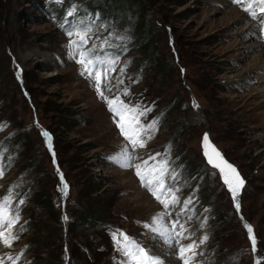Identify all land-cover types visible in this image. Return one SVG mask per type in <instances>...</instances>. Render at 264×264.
Segmentation results:
<instances>
[{
  "label": "rangeland",
  "instance_id": "rangeland-1",
  "mask_svg": "<svg viewBox=\"0 0 264 264\" xmlns=\"http://www.w3.org/2000/svg\"><path fill=\"white\" fill-rule=\"evenodd\" d=\"M89 1L0 0V196L12 187L11 203L19 208L18 239L11 247L0 241V258L4 264H11L7 256H20L16 264L39 258L69 264L77 255L81 264H120L111 229L123 230L160 256L155 249L162 241L152 244L155 234L144 225L163 206L141 186L134 168L110 159L128 142L94 82L80 74L78 57L70 54L69 40L89 29L82 47L96 45L95 52L114 61L99 91L130 107L150 108L140 118L144 125L158 120L145 147L133 150L128 144L129 151L135 163L156 153H161L157 161L168 160L165 178L179 189L180 203L168 209L166 223L179 212L187 229L181 243L199 245L194 264H264V128L252 127L248 111L263 98L257 85L237 78L260 66L254 45L264 42V32L258 21L233 0H119L113 18L102 14L113 13V0L104 10L84 5ZM231 8L237 12L227 13ZM43 131L51 136V150ZM20 132L21 143L4 144ZM204 132L244 180L239 212L218 169L202 154ZM38 193L57 210L60 242L30 243L34 229L26 230V224L53 225L36 204ZM82 206L101 209L104 227L79 226L70 237L66 229ZM241 218L254 230L255 253Z\"/></svg>",
  "mask_w": 264,
  "mask_h": 264
},
{
  "label": "snow or ice",
  "instance_id": "snow-or-ice-1",
  "mask_svg": "<svg viewBox=\"0 0 264 264\" xmlns=\"http://www.w3.org/2000/svg\"><path fill=\"white\" fill-rule=\"evenodd\" d=\"M233 2L242 4L243 10L258 21L261 32H264V0H233ZM68 15H72V12H69ZM88 30L89 29H85L83 32H76L75 35L78 39L69 40L68 46L72 49L70 54L74 57H78L76 62L81 65L80 74L87 76L90 81H93L99 95L106 100L108 109L113 113V119L117 123V127L125 141L131 145L133 150L143 148L145 147L146 141L152 138L151 133L157 128L158 120L153 119L147 125H144L140 122V118L146 116L147 113L151 111L150 108L141 110L140 105L130 107L128 104L120 101L119 97H117L116 101H113L104 96L103 92L99 91L101 80L103 77H107L109 69L112 68L114 61L105 59L104 56L95 52L96 45H93L92 49H85L82 47V45L87 44ZM67 34L70 37L74 35L71 30H69ZM109 35L111 36L113 34L110 33ZM118 38L123 39V37ZM103 46L104 45H100L101 48ZM120 71L123 72L124 69L121 68ZM127 91L128 90L125 89L124 94H127ZM193 106L198 107V104L194 101ZM116 117L120 119L117 121ZM41 134L46 139L47 147L51 150L52 144L50 134L47 131H43ZM128 144L122 146L120 151L110 157V159L120 167L134 168L135 175L139 178L141 186L146 188L164 209V211L153 215L150 222L146 223L144 227L155 234L153 239H158L168 246L169 255L175 257V259L179 261V264H194L196 257L199 255L197 252L199 245L196 242L187 243L186 245L181 243L183 239H187L184 235L187 229L185 228V224L180 222V214L177 213L176 217L170 220V223H166V218L171 216L168 209L180 203L177 194L179 189L173 188L165 178L166 174L169 172L168 160L161 159L157 161V157L160 156L161 153H156L155 155H150L148 159L143 160L142 163H135L134 161L137 158L129 151ZM202 148L203 155L208 163L220 170L221 175L224 177V183L228 186V190L231 193L234 206L237 212H239L240 204L238 196L240 189L244 186V180L240 177L237 169L224 160L219 150L211 144L207 133L203 134ZM209 149H211V153L214 154L221 163H216V161L213 160ZM10 159L11 158H9V161ZM150 161H155V163L150 165ZM53 163H55L54 153ZM221 164H223V167H221ZM225 168L231 172L234 183L225 175ZM3 172L4 169L0 166V176L3 175ZM177 177L178 173L173 171L171 173L172 180L175 181ZM60 180L65 190L64 194L67 195L66 190L68 185L64 181L63 174H60ZM12 193L13 188L9 187L6 193L0 196V241L7 247H11L12 242L18 239L14 228L19 221V208L18 206L15 208L12 206ZM23 203V200L19 201V204ZM189 203H191L190 199L185 200V207ZM183 210L184 209H181V211ZM65 219H67V217H65ZM201 227H203V224ZM243 227L248 233V240L251 243L253 253L257 252V240L253 228L247 223H244ZM110 236L116 251L120 253L122 257L120 264H165V261L154 253L152 249L147 248L136 238L128 236L123 230L111 229ZM207 239L208 237L205 234L200 239L199 244H204ZM7 259L11 261V264H16L20 256H16L15 258L7 256ZM0 264H4L2 258H0ZM255 264H261V262L256 260Z\"/></svg>",
  "mask_w": 264,
  "mask_h": 264
},
{
  "label": "trees",
  "instance_id": "trees-1",
  "mask_svg": "<svg viewBox=\"0 0 264 264\" xmlns=\"http://www.w3.org/2000/svg\"><path fill=\"white\" fill-rule=\"evenodd\" d=\"M114 5L112 7V12H103L102 14L105 15L107 18L108 16L110 18L114 17V14L120 12L118 10L117 6L119 5V0H113ZM111 3V0H92L89 2H86L84 5L88 6L89 8H96L104 10L106 7H108ZM117 5V6H116ZM117 7V8H116ZM152 52L148 50L147 52V58L148 60H152ZM25 139V136L22 132L18 133L16 137L8 138L4 141L5 145L13 144L16 140L18 143H21ZM29 162H32V159H29ZM89 187H92V185H88L85 190L89 191ZM36 204L44 207V209L47 211V213L50 215L51 220L53 222V225L48 226H36L33 222H29L25 225L26 230L34 229L32 234L30 235V243H38L41 245H49L51 243L60 242L61 236H60V230H61V222L57 218V210L55 209V206L53 205V202L51 199L48 198V196L44 194L37 195ZM87 193L82 196L86 197ZM96 213V214H95ZM31 220V215L29 216V221ZM103 222V215L101 212V209H95L94 206L91 207H85L82 206V208L76 210V214L74 216V220L71 222L69 227L66 229V234L70 237L73 235L71 233H76L79 226H85L87 228H96L101 229L104 227ZM40 262H35L34 264H60V262L56 260H49L44 261L41 258H39ZM69 264H81V260L78 258L77 255H71Z\"/></svg>",
  "mask_w": 264,
  "mask_h": 264
},
{
  "label": "bare ground",
  "instance_id": "bare-ground-1",
  "mask_svg": "<svg viewBox=\"0 0 264 264\" xmlns=\"http://www.w3.org/2000/svg\"><path fill=\"white\" fill-rule=\"evenodd\" d=\"M236 9H229L227 13L233 14L236 13ZM239 18L246 19V16L243 14H238ZM244 43V42H243ZM250 46V45H249ZM255 57L259 61L260 66H253V69L256 71H253L251 76H248L246 74H242L241 76H237L238 79L241 80H249L253 84L257 85L259 87V92H260V97L263 99L261 101L253 103V106L248 110L252 115L251 118L249 119L253 124V128H261L264 126L262 125V122L264 123V42L258 41L255 43ZM253 48V47H252ZM246 54V52H244ZM248 55V54H247ZM235 76H233L234 78ZM231 77L228 76V79ZM255 88V87H254ZM263 108V109H262ZM247 120V119H246ZM176 209V208H175ZM179 213V212H178ZM175 214V212H174ZM155 239H152V244L156 245ZM157 247L155 250H158L160 253V256L165 259V262L167 264H176L177 261H174L171 255H169V248L167 245H165L163 242H159L157 244Z\"/></svg>",
  "mask_w": 264,
  "mask_h": 264
},
{
  "label": "water",
  "instance_id": "water-1",
  "mask_svg": "<svg viewBox=\"0 0 264 264\" xmlns=\"http://www.w3.org/2000/svg\"><path fill=\"white\" fill-rule=\"evenodd\" d=\"M195 100L193 99L192 100V104H193V102H194ZM196 103V102H195ZM204 133H207L208 134V132H204ZM209 135V134H208ZM202 137H203V135H202ZM211 142V141H210ZM211 144H212V142H211ZM213 145V144H212ZM216 148V147H215ZM201 149H202V154H203V148H202V139H201ZM217 149V148H216ZM218 150V149H217ZM209 152H210V155H212V158H213V160L214 161H216V163H221L220 162V160L214 155V154H212L211 153V149H209ZM220 152V151H219ZM221 153V152H220ZM222 154V153H221ZM204 156V155H203ZM223 156V155H222ZM204 158H205V156H204ZM223 158H224V160H226V158L223 156ZM205 160H206V162L208 163V161H207V159L205 158ZM227 161V160H226ZM228 162V161H227ZM228 163H230V162H228ZM209 164V163H208ZM231 164V163H230ZM209 165H211V164H209ZM232 165V164H231ZM212 166V165H211ZM234 166V165H233ZM221 167H223V164H221ZM235 167V166H234ZM236 168V167H235ZM218 169V168H217ZM237 169V168H236ZM218 171H219V173H220V170L218 169ZM238 171V170H237ZM239 172V171H238ZM225 175H227V177H228V179L230 180V181H233V183H234V178H233V176H232V174H231V172L227 169V168H225ZM239 175H240V173H239ZM220 176H221V180H222V182L224 183V177L221 175V173H220ZM240 177L242 178V176L240 175ZM243 179V178H242ZM225 184V183H224ZM226 185V184H225ZM226 188L228 189V186L226 185ZM241 190L242 189H240V191H239V196H238V201H239V197H240V194H241ZM230 195H231V193H230ZM231 198H232V196H231ZM232 201H233V199H232ZM240 203V202H239ZM233 205H234V202H233ZM235 207V206H234ZM240 221H241V224H242V226L244 225V223H246V221L244 220V219H240ZM248 224V223H247ZM252 227V226H251ZM244 228V227H243ZM245 229V228H244ZM246 230V229H245ZM247 232V231H246ZM247 235H248V233H247Z\"/></svg>",
  "mask_w": 264,
  "mask_h": 264
}]
</instances>
